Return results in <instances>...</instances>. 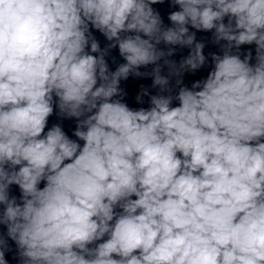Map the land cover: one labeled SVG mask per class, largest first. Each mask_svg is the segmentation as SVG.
<instances>
[{
  "label": "clouds",
  "instance_id": "9594fccd",
  "mask_svg": "<svg viewBox=\"0 0 264 264\" xmlns=\"http://www.w3.org/2000/svg\"><path fill=\"white\" fill-rule=\"evenodd\" d=\"M9 256L264 264V0H0Z\"/></svg>",
  "mask_w": 264,
  "mask_h": 264
},
{
  "label": "water",
  "instance_id": "95a60500",
  "mask_svg": "<svg viewBox=\"0 0 264 264\" xmlns=\"http://www.w3.org/2000/svg\"><path fill=\"white\" fill-rule=\"evenodd\" d=\"M157 7H160L161 8V11L166 13L167 12V5H164V6H157ZM97 38L101 41V45L103 46V44L106 42L104 37L98 33V32H95L94 33ZM202 35H206V34H203V33H199L198 34V38ZM209 50H216L215 48L209 46V48H206V53L207 51ZM114 55H118V53H113ZM184 54L186 55L187 54V50H185ZM176 59H179V56L176 57ZM113 69H114V65H112ZM207 74V69L201 71L197 76L193 77V76H187L186 77V83H188L190 85L191 81L194 80V79H197V78H200V77H203V76H206ZM140 84H144L146 86H149L151 84V80L150 79H133V78H130L127 82H123L122 83V86L126 88V90L128 91L129 93V96L127 97V102L129 103L130 106L132 107H138L139 105H136L135 103V100H134V97L136 95V93L138 92L139 90V85ZM145 107H147V103H145L144 105Z\"/></svg>",
  "mask_w": 264,
  "mask_h": 264
}]
</instances>
